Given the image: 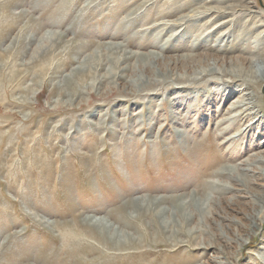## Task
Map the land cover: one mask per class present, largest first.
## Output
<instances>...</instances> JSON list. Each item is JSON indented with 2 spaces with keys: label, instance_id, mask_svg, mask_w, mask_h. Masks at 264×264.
Here are the masks:
<instances>
[{
  "label": "rangeland",
  "instance_id": "obj_1",
  "mask_svg": "<svg viewBox=\"0 0 264 264\" xmlns=\"http://www.w3.org/2000/svg\"><path fill=\"white\" fill-rule=\"evenodd\" d=\"M90 1L0 0V264H244L245 260L250 261V264H257L259 260L253 251L259 256L264 253V248L260 246L264 245V223L251 226L249 219L245 221L244 213L250 209V198L247 194L240 192L242 197H237V204L221 206L223 208L219 215L213 212L214 207H211L207 198L198 201V208L204 202L200 210L193 204L185 206L191 199L188 196L190 193L197 199H200L201 193L209 196L219 195L216 184L221 182V178L213 173L226 162L237 164L247 157L255 149L250 152L245 150L244 153L243 149L259 139V133L254 130L246 138L245 131L236 136L241 132L240 128L246 125L245 121L220 139L219 130L213 132V123L210 121V116L216 114V104H213V108L211 105L200 108L198 103H194L195 106L189 112L182 105L177 106L180 113L185 115L188 112V116L180 117L179 125L170 120L169 111L159 110V102L164 100L163 95L159 94H162L164 89L186 86L198 91L207 88L205 84L208 79L197 78L198 72L203 71V66L199 68L200 71L195 70L194 67L197 66H190L193 70L182 65L164 67L159 71V76L155 77L160 80L158 84H149V89L143 85H140L141 88L132 89L127 82L124 84L117 79L115 83L111 79L110 83L98 84L97 88L94 82L98 74L105 75L110 68L106 67L97 72L94 69L89 77L85 78L87 92L79 93L78 101L75 102V105L80 107H70L67 104L69 96L75 95L76 91L75 83L70 80L73 76L71 70L77 63L66 60L68 53L67 56L63 53L58 57L49 58V61L47 53H35L39 40H44L50 31L64 30L77 16L82 18V24L74 22L78 27L77 31L83 34L71 33L66 41L83 39L90 42L86 50L79 55L80 59L96 50L101 42L122 40H128L129 50H156L166 57H177L189 52L215 53L213 40L200 44L196 50L188 47L192 38L187 44L182 39L176 44L175 40H171L167 48L157 46L162 37L165 41L182 26L166 32L154 26L156 21L173 20L180 14L189 12L194 8L193 5L188 4V9L185 7L182 12L178 11L161 20L155 13L167 8L162 7L167 3L166 0ZM222 1L221 5H225V0ZM255 1L257 7L264 10V0ZM22 11L26 16L17 18ZM152 15H156V20ZM247 19L243 20L244 24ZM206 20L193 26L194 37L207 26L208 30L211 29L213 24L207 23ZM123 25L125 30L120 38L117 31L123 28ZM227 28L218 29L216 36L224 33ZM263 28L264 26L261 27ZM159 32H162V35H159ZM237 32L240 30L235 33ZM31 33L38 41L25 42V37L31 36ZM223 46L222 50L231 49L228 56L241 55L237 48L227 45L225 41ZM219 55L223 56V53ZM247 56L254 59L257 57L250 54ZM223 69L227 70L226 67ZM74 75L73 78L76 79L78 75ZM208 77L222 82H227L228 79L221 73L216 77ZM211 83L214 84L213 81ZM157 91L160 93L151 106L152 111L149 112L143 99L147 98L149 93ZM260 91V101L264 109V85ZM137 92L139 93L136 94ZM126 98L135 102L130 112L124 113L123 107L117 110L120 106L113 109L114 103ZM182 98L184 100V97ZM186 103L187 101L183 105ZM106 104L107 106H104ZM95 106L99 109L92 114L91 108ZM171 109L170 104L169 110ZM108 111L115 116L108 117L101 127L93 124V121L105 119ZM181 124L186 125L189 133L185 130L186 133L176 131ZM227 136L236 137L225 142ZM239 137H242L245 143H235ZM200 139H205L204 146L200 145ZM262 140L263 135L258 141ZM262 182L261 180L260 183ZM261 184L255 188L263 189ZM220 192L224 197L233 194ZM136 195L145 196L147 202L152 196L182 195L181 201L171 199L161 203V208H173L179 213H168L157 225L161 226L162 221H168V229L180 233L189 230L190 234L182 235L181 239L186 238L194 244L205 239L212 240L216 247L200 250L190 246L177 247L171 243L164 245L166 238L158 228H154L149 217L143 222L144 225L148 223L150 227V233H147L144 242L145 249L129 250L133 256L124 257L125 253L112 251L111 247L98 237L88 234L83 225L72 230L71 234H66L65 238L59 233L60 226L57 230L49 229L30 214L34 212L40 218L57 220L59 224L63 223V226L79 212H94L98 216L111 215L114 226L134 233L133 229L125 228L119 222L124 216L118 208ZM217 204L222 205L221 202ZM193 211L196 219L193 217L185 222L187 212ZM222 215L230 220L221 217ZM144 225L138 223L141 229ZM222 227L225 228L224 232ZM222 233L229 237L238 236L239 240L228 244L224 241L225 235ZM164 234H167V238L171 237L170 230ZM257 249H260V252ZM140 253H144L143 256Z\"/></svg>",
  "mask_w": 264,
  "mask_h": 264
},
{
  "label": "bare ground",
  "instance_id": "obj_2",
  "mask_svg": "<svg viewBox=\"0 0 264 264\" xmlns=\"http://www.w3.org/2000/svg\"><path fill=\"white\" fill-rule=\"evenodd\" d=\"M92 1L94 0H91L90 2ZM149 1L151 2V0ZM166 1L164 2L166 4H164L162 7L167 6V8L161 9L157 11V13H155L157 17L161 20L168 15L172 16V14H176L178 11H181L183 8L187 7L188 4L189 5L192 4L194 8H192L189 12L180 14L177 18L173 20H165L162 22L156 21L157 23L154 24V26H158L159 28L163 29V31L165 30L166 32L168 30H172L175 29L176 27L182 26L181 28H179V30L173 32L172 37L171 36L168 37L165 41H163L164 39L162 37V39L159 40L160 44H158L157 46L159 48H167L168 45L170 44L168 42H170L171 40L172 41L175 40L174 42L176 44V42L179 43L180 41H182V39L184 42L186 41L187 44L188 43L187 41L189 40L190 42V38H192L191 42L188 43V47H190L191 50H196L200 46V44H206L208 41L213 40L214 41L213 46H215L214 48L216 50L215 53L189 52L188 54L179 55L177 57H166L165 54L156 50L149 52H135L133 50H129L127 47L128 40L127 41L122 40V41L101 42L99 43L98 48L96 50L91 52V54H89L87 57L80 59L79 55L86 50V46L90 42L83 39L81 40L79 39L77 41L73 40L72 42L71 40L69 42L66 41L67 36L71 33L78 35L83 34L81 33V31L79 32L77 31L78 27L75 24V22L82 24V18L79 19L78 16L72 22H70L68 27L65 28L64 30L54 31V32L50 31L47 37L44 38V40H39L35 53L37 54L47 53L48 61L52 58L62 55L63 53L64 55L66 54L67 56L68 53L70 56L68 55L66 60L71 63H77V65H75V67H73L71 70L74 77H75L74 73L78 75V77L76 78L77 80L74 79L73 76L72 77L71 75L69 76L71 77L70 80L72 79V82L75 83V90H76L74 92L75 95L69 96L70 99L67 104L70 107H74L79 93L87 92L86 91L87 86L84 85L86 81L85 78L87 76L89 77V74H91L92 70L94 69L95 72H97L98 70L100 71L102 69L104 70L106 67L110 68V69L108 68L109 71L105 75L99 76L98 74V78H96L94 82L97 84L96 85L97 88H98V84L102 85L103 83H107V82L110 83L109 81L111 79L112 82L115 83L114 81L117 79L121 81V83L124 82V84L127 82V84L131 85L132 89L133 87H135L136 89L140 87V85L147 86L149 89V84H158L160 80L158 78L156 79L155 77L159 76L158 75L159 71H161L164 67L179 66V65H182L183 67L197 66L194 67L195 70L200 71L199 68L203 66V68L201 69L203 71L198 72L197 75L199 76L197 78L201 77L202 79L204 78L208 79L207 80L208 82H206L205 84V87L207 88L204 89L202 88L201 90L198 91H196L194 88L193 89L187 88L186 86L180 88L176 87L173 89L172 88L164 89L163 90L164 92L162 94H159V95H163L164 97V100L159 102L160 104L159 110L166 112L169 111L170 120H174L179 125L180 117L188 116L189 110L191 111L195 106L194 103H198V106H200V108L208 105H211V107L213 108V104H216L215 105L217 106L215 109L216 114L210 116L211 117L210 121L212 120L211 123H213L212 124L213 132L219 130L218 137H220V139L226 136V134L230 132L233 128L240 126V124L243 121L246 122L245 123L246 125L244 126L245 128L244 127L240 128L239 132L240 131L241 132L237 133L236 136L242 135L241 133L245 131L247 132V134H245L246 135L245 138H246L249 135H251L254 130L259 133L257 135V138L260 139L262 135L264 136V114H263L264 109L262 108V104L260 101L261 99L260 90L261 87L264 85V28L261 29V27L264 26V19H262V17H264V10H260L259 7H257L255 0H225L224 1L225 5H221V3H223L222 0H166ZM158 8L156 10H158ZM19 16L25 17L26 15L22 11L21 14L17 16V18ZM154 16L152 18H155ZM223 17L225 18L228 17V18L225 19ZM246 18L248 19L246 20V24H244L243 20H245ZM56 20L58 21L59 19ZM203 20H206L207 23L211 25L213 24V26H211V29L209 30L207 26V28L202 30V32L198 36L194 37L195 34L193 31V26L200 25L199 22ZM223 27H228V28L224 30V33L216 36L218 29ZM124 30H125L124 25L123 28L118 29L117 32H119L118 33L119 37L121 33L123 34ZM238 30H240V32L235 33ZM158 34L162 35V32H159ZM120 38H122V36ZM33 41H38V40H36V36L32 35V33L31 36L25 37V42L31 43ZM91 41L93 42L92 39ZM224 41L226 42L227 45L237 48L241 52V55L228 56L230 54L231 49L226 48L225 50H222L224 48L223 46ZM64 43H66L67 45L65 46ZM220 51L223 53V56H221L222 54L219 55V53H221ZM247 54H250L253 57L255 56L257 57L254 59L247 56ZM223 67H226L227 70H224ZM191 69L193 70V68ZM128 72H131L132 74L130 75ZM218 73H221V75L226 76L228 78L227 82L215 81L213 80V78L208 77L210 75L212 76L215 75L216 77ZM220 79H224V78H220ZM188 80H190V78ZM211 81L214 82L213 85ZM116 85L118 86L119 82H117ZM211 85L215 86L216 88L213 89ZM138 93L139 92H137L136 94ZM158 93L160 92L157 91V92L149 93V96L146 95L147 98L143 99L144 102L146 101L145 107L149 108L148 110L149 112L152 111L151 106L155 103L154 100H156L155 98L158 97ZM182 97H184V100ZM186 101L188 105L187 103L183 105L184 102ZM129 103H131L130 106ZM170 104L172 105L171 110H169ZM134 105L135 102L133 99L126 98L124 100L123 99L119 100L118 102H116V104L114 103L112 107L114 109L120 106L117 110L123 107L124 108L123 112L125 113L126 111L130 112L131 108ZM181 105L182 107L188 109L187 110L188 112L185 115L183 114V112L180 113L178 108H176L177 106L181 107ZM104 106H107V104ZM173 106H175L174 109ZM75 107H80V105L79 106L75 105ZM98 109L99 107L97 106L91 108L92 114H95L98 111ZM233 112L235 113L232 114ZM113 116L115 115H113L108 111V113L105 114V119L102 118L97 122L93 121V124L101 127L104 124V121H106L108 117L111 118ZM216 118H218L217 121ZM214 120H215V125H214ZM161 126L163 128V125ZM179 127H182L183 129L181 130L179 129ZM179 127L176 128L177 132L182 131V133H186V132L189 133L188 131L189 129L186 130V125H182ZM184 130L186 132H184ZM236 136H230V137L227 136L224 139V141L225 142L230 141ZM259 139H256L255 142L250 144L249 146L247 144L248 147L243 149L244 150L243 153L245 152V150L250 152L253 149H255L250 154H248L247 157L237 162V164H231L230 162H226V164H224L219 170L213 173V175L219 176L221 178V182L216 184V188L218 190L217 194L219 195L209 196L206 193H201L199 197L200 199H197L194 197L193 193H190L188 196L191 199L188 203L185 204V206L188 205L192 206V204L198 206L199 200L202 201L204 200L203 198H207V200H209L211 204V207L212 206L214 207L212 208V210H214L213 212L216 215H219V213L222 212L221 209L223 208V207L221 208V206L238 203L237 197H242L240 196V192H241L247 194L250 198V209L246 213H244L245 221H248L249 219L250 220L249 225L251 226L252 225L256 226V224L258 223L259 224L264 223V188L263 189L255 188L258 187L257 185L261 184L260 183L261 180L263 181L261 185H263L264 187V140L258 141ZM204 140L205 139L199 140L200 145L202 144V146H204L205 143ZM235 143L240 144V143H245V141L242 137H239L237 138V140H235ZM219 191L233 192V194L229 197H224L220 195L221 192L219 193ZM178 197L179 199H177ZM182 198H183L182 195L181 196L174 195L171 197L152 196L148 199L150 201L147 202L145 196L136 195L134 197H130L128 200L123 202V204L118 208V210L122 211L121 214H123L124 217L120 219L118 218L119 222L123 224L122 226H124L125 228H129L130 230L133 229V231H135L134 233L114 226V223H112L111 221V215L98 216L94 214V212L93 214H86V213L82 214L81 212H79L77 214H74L72 220H70L68 224L63 226V223L59 224V221L57 220L54 221L51 220L50 218L47 219L40 218L36 214H34V212L30 214L33 215V218L35 220H37L39 223H41L43 226L49 229L57 230L59 229L60 226L61 232L59 230V233L60 235L62 233V235L65 238H66V234H71L72 230H75L81 225H83L86 228V230L89 232L88 234L92 235L93 237H98L106 245L110 246L112 251L116 250L125 253L124 257L126 256L128 257V255H130V257L133 256L132 255L133 253L131 254V252H128L129 250L145 249L144 247H146V244L144 242L147 233H150V227L148 223L144 225L143 222H146V220L149 217L152 223L150 221L149 222L152 225H154V228H158L160 233L166 238V239L163 238L164 241H166V243H163L164 245H170L171 243L172 245L177 247L190 246L192 248L200 249V250L201 249L204 250L205 248L208 247H214L215 243L212 240L208 241L205 239L204 241L194 244L192 243L191 240H188L186 238L181 239L180 237L182 235L190 234L188 232L189 230L187 232L182 231L181 233L175 232L171 228L168 229L169 227L168 221H162L161 226L157 225L158 222L160 223V220H162V218L165 217L168 213L169 214L179 213V211L177 213V211L174 210L173 208H168V207L161 208L160 207L161 203L167 200L170 201L171 199L173 201L174 200L181 201ZM218 202H221L222 205L219 206L217 204ZM201 204L199 208L196 206L197 209L200 210V207L201 208L203 207V205ZM182 208H184V206ZM98 210L99 209H97V211ZM118 210L117 212H120ZM193 217H194V211L187 212L185 222H188V220H192ZM221 217L227 218V216H223V215ZM138 223L144 225L143 229H141L140 226H138ZM219 224L221 225V223ZM134 227L136 228L134 229ZM222 228L224 232L225 228L224 227ZM168 230H170L171 237L168 236L167 238L166 236L167 234H164V232L166 231L168 232ZM222 235L224 236L225 234L222 233ZM237 237H229V235H225L224 241H226V243L228 244H232L234 241L239 240ZM195 238L196 240H198L197 237ZM262 244H264V235L262 237ZM260 246L264 248V245H260ZM257 251L260 252V249H257ZM253 252L257 257V259L259 260L257 264L259 263L264 264L263 262L264 253H262V256H259L258 254L255 253V251ZM143 254L140 253V255L142 256ZM244 264H250V261L245 260Z\"/></svg>",
  "mask_w": 264,
  "mask_h": 264
},
{
  "label": "water",
  "instance_id": "obj_3",
  "mask_svg": "<svg viewBox=\"0 0 264 264\" xmlns=\"http://www.w3.org/2000/svg\"><path fill=\"white\" fill-rule=\"evenodd\" d=\"M260 2H262V0Z\"/></svg>",
  "mask_w": 264,
  "mask_h": 264
}]
</instances>
